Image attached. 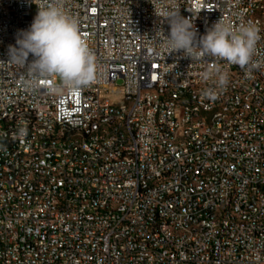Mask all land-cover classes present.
Wrapping results in <instances>:
<instances>
[{
  "label": "built area",
  "instance_id": "1",
  "mask_svg": "<svg viewBox=\"0 0 264 264\" xmlns=\"http://www.w3.org/2000/svg\"><path fill=\"white\" fill-rule=\"evenodd\" d=\"M175 3L200 36L219 19L256 24L260 0ZM66 6L96 56V83L57 95L42 84L26 93L17 86L21 70L0 62V264H264V207L261 216L242 220L243 208L264 200V26L253 57L261 68L248 78L231 66L226 89L209 100L200 78L207 61L169 54L153 38L158 30L168 35L170 26L150 0ZM36 13L31 0H0V61ZM162 84L199 94V103L174 104L172 96L154 111L149 89L165 93ZM133 90H140L138 101L127 100ZM116 103L122 112H111ZM211 107L231 110L232 121L199 123ZM25 108L45 125L28 116L2 140L3 120ZM67 120L85 128L82 147L95 157L75 160L71 146H49L50 137L71 133ZM33 126L43 127L41 138L33 137ZM117 126L126 127L127 138ZM22 148L31 155L21 156ZM33 148L50 151L47 163L37 161ZM207 153L216 160L207 161ZM188 166H197V174L188 175ZM215 207H226V214L215 215ZM201 211H209L208 226H198ZM144 227H151V238L134 241ZM140 248L152 250V261L139 259Z\"/></svg>",
  "mask_w": 264,
  "mask_h": 264
},
{
  "label": "clouds",
  "instance_id": "2",
  "mask_svg": "<svg viewBox=\"0 0 264 264\" xmlns=\"http://www.w3.org/2000/svg\"><path fill=\"white\" fill-rule=\"evenodd\" d=\"M67 2L31 0L37 6L36 15L27 29L17 31L15 44L8 46L7 61H0L21 70L17 86L26 93H34L43 84L49 94L57 95L65 90L79 91L97 81L96 56ZM150 2L161 23L167 21L170 26L168 35L158 30L153 38L163 43L169 54L181 53L191 61H207L200 73L201 80L208 84L201 92L204 98L215 100L226 89L231 66L244 70L248 78L261 68L253 59L261 39L255 23L233 24L219 19L198 36L192 20L181 15L175 0Z\"/></svg>",
  "mask_w": 264,
  "mask_h": 264
},
{
  "label": "bare ground",
  "instance_id": "3",
  "mask_svg": "<svg viewBox=\"0 0 264 264\" xmlns=\"http://www.w3.org/2000/svg\"><path fill=\"white\" fill-rule=\"evenodd\" d=\"M256 25L264 26V0H260V5L256 10ZM162 91L165 93H157V89H149V96H155L154 111H162L165 102L171 101L174 96V104H198L199 94L183 93L182 88L177 85L162 84ZM231 91H238V84H231ZM140 90L127 92L128 101H138ZM123 103L111 105V112H122ZM190 115H198V108H190ZM28 116H31L33 125H45V118H41L35 114L34 108H25V114H10V119L3 120L2 140H9L11 130H16V124L28 123ZM225 121H232V111L222 109L221 107H211L203 111V115H199V123L206 121H217L219 117ZM67 131L71 133L62 138L50 137L49 146L63 148L71 146V152L75 155V160H83V156L95 157V150L86 146L85 128L78 126L75 120H67ZM43 127L33 126L32 135L34 138H41ZM117 134L120 138H127V129L125 126H117ZM79 141V144H75ZM31 155V148H22L21 156ZM33 155H37V161L47 163L50 158V151L45 148H33ZM216 153H207V161H215ZM99 164H106V156H99ZM197 166H188V175H196ZM264 200L263 198H255L254 203H249V207L243 208L242 220H249V217L261 216L263 214ZM226 207H215V215H225ZM233 223H241V216H233ZM209 225V211H201V218L198 219V226ZM151 238V227H144L142 232L134 233V241H144ZM139 259L142 261H152L153 252L148 248L139 249Z\"/></svg>",
  "mask_w": 264,
  "mask_h": 264
}]
</instances>
